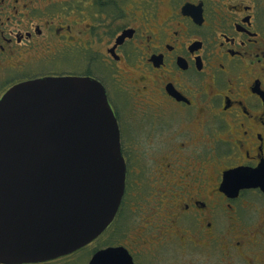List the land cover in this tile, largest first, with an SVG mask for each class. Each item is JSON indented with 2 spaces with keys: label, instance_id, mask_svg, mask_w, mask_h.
I'll use <instances>...</instances> for the list:
<instances>
[{
  "label": "flooded vegetation",
  "instance_id": "af4514ba",
  "mask_svg": "<svg viewBox=\"0 0 264 264\" xmlns=\"http://www.w3.org/2000/svg\"><path fill=\"white\" fill-rule=\"evenodd\" d=\"M70 76L101 84L115 116L120 206L86 245L21 264H89L103 250L119 264L214 251L264 264V217L246 227L237 209L263 191L220 188L228 170L264 163V0H0V98Z\"/></svg>",
  "mask_w": 264,
  "mask_h": 264
},
{
  "label": "water",
  "instance_id": "95a60500",
  "mask_svg": "<svg viewBox=\"0 0 264 264\" xmlns=\"http://www.w3.org/2000/svg\"><path fill=\"white\" fill-rule=\"evenodd\" d=\"M101 84L88 77L18 83L0 98V263L45 261L103 231L120 206L124 160ZM221 190L264 193V163L224 173ZM103 250L89 264H119Z\"/></svg>",
  "mask_w": 264,
  "mask_h": 264
},
{
  "label": "rangeland",
  "instance_id": "374dc122",
  "mask_svg": "<svg viewBox=\"0 0 264 264\" xmlns=\"http://www.w3.org/2000/svg\"><path fill=\"white\" fill-rule=\"evenodd\" d=\"M243 198L245 202L239 201L241 206L238 205L237 207L239 218H242L246 227L252 228L256 222H259L260 218L264 217V200L252 192L244 193ZM176 251L177 253L175 256L180 259L183 251L182 249H177ZM192 255L194 260L193 264H223V262L221 263L219 254L216 251H214L212 255L210 254V259H208L206 254L202 252L192 253ZM181 259L183 264L190 262L189 256L186 257L182 255Z\"/></svg>",
  "mask_w": 264,
  "mask_h": 264
}]
</instances>
